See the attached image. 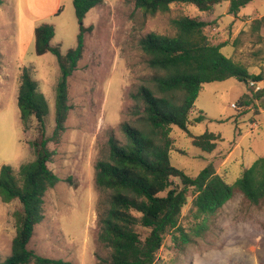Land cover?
<instances>
[{"label": "rangeland", "instance_id": "rangeland-1", "mask_svg": "<svg viewBox=\"0 0 264 264\" xmlns=\"http://www.w3.org/2000/svg\"><path fill=\"white\" fill-rule=\"evenodd\" d=\"M0 4V168L10 165L16 172L22 163L35 159L31 141L37 124L29 117L26 126L19 118L17 91L24 67L46 99L45 135L54 128L56 85L60 68L56 56L47 51L36 55L34 28L42 23L54 28L50 46L64 54L77 43L80 23L72 0H2ZM57 6V7H56ZM229 0L208 12L195 6L174 3L167 13L144 15L133 0H102L83 19L92 26L84 33V52L67 80L70 109L65 131L52 151L49 169L60 179L44 195V218L34 228L28 247L37 254L61 259L68 264H97L108 250L98 240L97 208L105 192L94 182V164L107 150L110 135L122 139L119 124L133 117L129 94L144 83L152 71L139 47V39L149 32L173 36L171 20L190 16L208 22L204 33L212 43L224 42L222 54L246 66L250 73L264 75V42L250 47L251 35L245 22L228 13ZM57 8L60 9L56 13ZM264 14V0H252L239 17ZM262 31V32H261ZM264 35V28L261 30ZM258 32V33H260ZM257 33V35H258ZM259 34L260 36H262ZM262 88L253 84L252 89ZM247 86L235 78L205 83L194 102L188 126L192 135L204 131L222 138L211 152L191 143L189 135L171 126V163L195 176L211 163L216 172L232 184L244 168L264 156V96L255 100L248 112L237 108ZM71 181L68 182L67 179ZM183 207L180 223L193 241L178 248L166 235L157 252V264H264V202L252 205L235 192L214 214L204 218L206 226L196 234L190 201ZM18 200L4 203L0 197V260L11 252L16 233ZM33 264V263H30Z\"/></svg>", "mask_w": 264, "mask_h": 264}, {"label": "trees", "instance_id": "trees-1", "mask_svg": "<svg viewBox=\"0 0 264 264\" xmlns=\"http://www.w3.org/2000/svg\"><path fill=\"white\" fill-rule=\"evenodd\" d=\"M224 0H133L134 7L144 15L167 13L171 4L183 3L208 12ZM252 0H229L228 13L237 16ZM102 0H72L74 14L80 23L77 43L64 54L50 46L54 28L42 23L34 28L36 55L52 52L60 68L56 85L55 116L52 135H45L47 102L29 69L24 67L19 78L17 107L19 118L26 126L29 117L37 124V137L31 141L35 159L22 163L16 172L10 165L0 168V197L4 203L18 200L16 233L11 252L0 264H68L61 259L43 257L28 247L34 228L44 218V195L60 179L49 169L52 151L49 142L59 143L65 131L70 109L67 80L76 69L84 52L85 15ZM2 4V0H0ZM60 11V9L58 10ZM264 16L255 20L261 24ZM173 36L149 32L139 39V47L152 71L144 83L129 96L133 101L130 121L119 124L122 139L110 135L107 150L94 164V182L105 192L97 208L96 226L99 243L108 250L97 264H157V252L166 235L178 248L192 242L180 223L182 209L191 196L189 214L196 220L192 230L200 234L206 226L204 218L218 211L235 192L252 205L264 202V156L244 168L229 184L209 163L192 176L173 165L170 152L173 138L171 126H177L191 138V143L203 152L211 153L219 134L204 131L192 135L188 126L201 117L190 119L194 102L205 83L235 78L247 86V92L237 101V108L246 114L255 100L264 96V87L252 89L264 80L262 73H250L246 66L221 52L224 42L212 43L204 33L208 22L190 16L171 20ZM71 181L70 178L67 179Z\"/></svg>", "mask_w": 264, "mask_h": 264}, {"label": "crops", "instance_id": "crops-1", "mask_svg": "<svg viewBox=\"0 0 264 264\" xmlns=\"http://www.w3.org/2000/svg\"><path fill=\"white\" fill-rule=\"evenodd\" d=\"M2 3H3V1H2ZM102 3V2H101ZM100 3V4H101ZM99 4V5H100ZM99 5H97V6H99ZM248 5V4H247ZM57 7V6H56ZM96 7V6H95ZM94 7V8H95ZM58 10H59V8H57L56 10H54V13H55V11H57L56 13H58ZM239 13V12H238ZM86 16V15H85ZM235 16V15H234ZM264 16V14H258V15H254V16H246V18H243V17H239L238 16V14H237V16H235V17H237V18H240L241 20H243L244 22H245V24H246V26L249 28V32H250V34L251 35H256L255 37H249V39H250V41H251V44H250V47H252V49H254L255 48V45H256V43H260L261 41H263L264 42V35L263 34H261V30L264 28V21L261 23V24H256V22H255V20L256 19H258V18H261V17H263ZM261 31V32H260ZM258 32H260V33H258ZM257 33H258V35H257ZM259 34H261L262 36H260ZM260 72V71H259ZM259 72H257V73H259ZM256 72L254 73V74H257ZM258 84V86H260L261 85V87H264V80L263 81H261V82H258L257 83ZM260 88V87H259ZM259 108H261V110H264V106H261L260 105V107Z\"/></svg>", "mask_w": 264, "mask_h": 264}]
</instances>
